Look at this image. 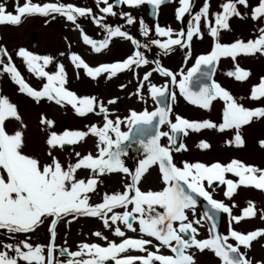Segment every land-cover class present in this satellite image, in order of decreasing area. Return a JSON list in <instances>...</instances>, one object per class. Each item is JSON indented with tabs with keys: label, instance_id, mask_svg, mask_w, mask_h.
Returning a JSON list of instances; mask_svg holds the SVG:
<instances>
[{
	"label": "snow or ice",
	"instance_id": "snow-or-ice-1",
	"mask_svg": "<svg viewBox=\"0 0 264 264\" xmlns=\"http://www.w3.org/2000/svg\"><path fill=\"white\" fill-rule=\"evenodd\" d=\"M165 2L95 0L100 15L90 7L58 0L43 3L33 0L20 3L15 0L11 11L6 3H0V25L18 26L23 18L32 15L45 17V23H48L59 15L79 30L83 44L89 46L92 53L108 50L113 38L129 41L133 50L126 58L97 66H90L80 54L70 50V45L69 51L61 52L59 56L70 61L77 78L81 69L92 79L101 74L111 79L125 70L137 74L136 69L154 64L150 71H144L142 78L138 77L134 94L137 100L147 104L143 91L147 83V97L156 103L151 111L144 108L141 111L129 110V114L123 118L113 116L109 105L116 104L118 98L113 97L105 102L96 96L78 95L67 87L65 65L56 57L19 47L15 50V56L21 59L29 73L42 80V87L37 90L24 80L13 62L12 54L0 44V73L7 74L20 93L37 103L45 99L59 107L70 106L82 118L88 114L101 118L100 123L87 124L84 130L64 129L58 133L52 130L55 121L42 114L39 123L46 131V147L43 156L31 154L25 151L26 125L17 106L7 96L0 95V236L7 237V242L0 239V264H196V253L203 254L205 251L211 252L219 264H264V260L253 261L246 251L251 249L253 242L264 240V228L244 232L232 226L233 223L257 216L254 202L248 200L240 214L234 215V203L230 206L213 197V192L220 187L223 196L228 199L237 194L241 186L264 192V168L236 158L208 163L182 160L178 164L173 156L174 152L187 151L186 144L178 142V136H188L190 132L200 133L202 130H215L221 134L232 131L234 134L224 141L225 145L242 148L245 145L242 126L249 125L254 119L264 118V106L245 107L213 78L220 59L231 58L233 69L225 74L244 82L250 76V70L236 63L237 57L264 56V24L256 29L258 34L255 38L220 42L221 31H231L230 19L233 17L243 20L250 14L252 21H264V0H258L254 6H250L249 0H223L219 5L220 10L213 13L209 11V0H202V6L194 14L190 0H178L175 19L180 21L185 14H189L191 20L187 31H174L157 23L154 28L157 38H150L153 29L141 18L139 31L145 37L144 41L135 39L120 25L113 26L105 21L106 16H116V9L121 6L137 8L143 4L151 6L155 17ZM241 6L250 9V13H242ZM119 15L128 25L135 22L136 18L130 12L120 11ZM83 17H90L92 23L103 30V39H93L85 33L78 23V18ZM202 19L212 40L211 49L206 54L198 55L186 73H174L163 67L158 59L150 60L146 56L145 50L150 51L153 46L160 50L158 55H167L173 51V46H179L186 49L184 60L187 61L191 54L190 42L194 37L202 39ZM49 65L54 67L53 71L47 70ZM153 72L166 78L163 85L152 83L150 77ZM194 77L198 81L195 89L191 86ZM168 79L179 88L180 96L200 109L210 110L214 101H222L219 122L210 119L189 120L179 114L173 117L171 104L160 106L168 94ZM201 80L204 82H199ZM125 87V84L119 85L120 89ZM261 98H264V76L251 86L248 96L254 101ZM171 100H176L174 93ZM9 119L19 122L20 127L9 132L6 129ZM122 126L127 130L122 131ZM90 136L94 138L95 154L92 151L83 154L76 151V159L67 163L54 154L64 145L85 143ZM164 138L166 142H162ZM125 141H134L143 151V158L139 159L134 171H130L122 159L126 155ZM258 143L264 149V139ZM195 146L201 151L211 149V144L205 139H200ZM153 166L158 168L161 186L156 190L143 189L140 186L142 178ZM81 171L87 175L80 176ZM113 173H123L128 177L122 182L123 191L99 194L98 187L103 183L100 178ZM96 195H100L99 202L93 203L92 197ZM197 198H203L211 209H205L198 219L195 212ZM221 212L228 217L226 234L218 231L215 222L216 214ZM80 217L98 219L104 229L119 238V242L109 239L102 231H94L91 235L105 241L104 245L81 242L74 251L66 247L57 248L54 243L57 226L61 222L67 225ZM260 218L264 220V214ZM46 221L49 242L46 245L33 243L32 234ZM202 222L209 224L208 234L205 238H198L200 228L204 227ZM127 232L135 235L129 236ZM161 249L168 251L165 254ZM57 255L65 258L58 259Z\"/></svg>",
	"mask_w": 264,
	"mask_h": 264
},
{
	"label": "rangeland",
	"instance_id": "rangeland-1",
	"mask_svg": "<svg viewBox=\"0 0 264 264\" xmlns=\"http://www.w3.org/2000/svg\"><path fill=\"white\" fill-rule=\"evenodd\" d=\"M38 2H57V0H35ZM13 0H1L0 3H6L8 5V10H13ZM19 2H24V0H19ZM61 3H72V1L67 0H58ZM76 3H82L83 0H74ZM241 10H245L242 8ZM240 10V11H241ZM161 18L157 21V23L161 27H166V24L171 20L172 16L166 13L164 15H160ZM84 18H78V23L80 25L84 24V26L88 27L89 29H101L94 23H92L91 19L83 20ZM119 16H106L105 21L107 23H112L115 21L120 20ZM237 19L236 22H238ZM160 22V23H159ZM240 22V21H239ZM43 24V27L40 24ZM242 23V22H240ZM70 27H74L70 22H67L65 19L56 15L55 19H50L48 23H45V18L42 19H31L27 21H23L21 25L18 26H7L3 25L0 26V44H3L7 47L10 54H12V59L18 70L20 71L24 80L33 88L36 89L35 84H38L40 79H37L34 75L29 73L22 63L20 58L15 56V50L19 47H24L27 50H30L37 54H48L56 57L59 62L65 65L67 74H68V83L67 87L70 90L75 91L78 95H91L96 96L99 99H106L104 100L107 102L108 99L116 97V95L120 96L121 102L120 106L116 103L114 105H109L110 111L113 113V116L119 115L121 118L127 116L129 114V110L136 109L135 107V98L133 94L129 91H122L121 94H118V91H114V84L110 81H101L102 77L105 74H101V76L97 77L96 79H92L87 77L81 71H79V77L76 76V70L70 65V61L66 59V57L59 56V53L69 51V45L71 46L70 50L76 52V50L80 47L78 42H76V38L79 37V30L74 29V32L71 30ZM242 27L246 28V24L242 23ZM32 31L37 32V37L35 39L36 46L32 48V43L29 41V36ZM85 31V30H84ZM85 33L92 34L90 31L86 30ZM74 34V39H73ZM151 34H155L151 32ZM207 31L203 32L202 40L206 38ZM135 39L143 41V39H139L138 36H134ZM151 38H155L151 36ZM194 41V39H193ZM131 50L127 46L120 47L119 45H115L113 48H110L106 54L110 55L111 57L114 55L118 57L120 55H126L130 53ZM193 52V49L190 50ZM157 50H152L146 53V56L152 59H158L161 64L166 61V57L161 55ZM99 55V54H98ZM107 55L104 60L107 59ZM184 55H179L178 53L171 56V66H177L180 61H182ZM93 62V61H91ZM253 69L256 73H264V57H261L257 61V63L253 66ZM49 71H53L54 67L52 65L48 66ZM220 79H224L221 76ZM101 79V80H100ZM118 82V80H117ZM0 95L7 96L11 103L17 106V110L22 117L23 123L26 125L24 129L26 147L25 151L31 154H36L43 156L45 150L44 140L46 137V131L43 130V126L40 125L39 120L40 116L43 114L48 118H51L55 121V126L52 130L56 132H62L64 129L69 130H84L85 125L90 123H99L100 117L94 114H88L87 117H79L77 116L73 109L68 106V108H62L57 106V108L52 107L51 105L44 104L42 101L39 103L35 102L31 98H26L25 94H22L18 91V86L11 81L7 74L0 73ZM176 100L180 101L179 98ZM142 108V107H137ZM125 109V110H124ZM202 119H210L213 121L212 118H208L205 115H198L195 120H202ZM20 127L19 122L15 121L14 119H9L6 121V129L9 132H12ZM260 131V130H259ZM214 130H202L200 133H191L189 143L187 144V151L185 154L178 158V162L182 160L193 161L194 155L201 156L202 161H210L212 158H224L226 160L232 159L233 157L236 159H240L243 162L249 160L250 156L247 154L244 155H237L233 156L229 154L228 147L223 143L225 140L217 139L214 134ZM92 140H91V139ZM206 139L211 144V149L206 151H201L196 148V144L200 139ZM91 143V144H90ZM90 144V145H89ZM89 145V146H88ZM74 148V149H72ZM70 151H62L61 148L55 150V153L60 160L65 158L66 163L69 161H74L76 159L75 152L79 151L81 154L92 151L95 154L94 149V138L88 137L87 142L85 143H78L75 144ZM225 150L227 152H222ZM80 176H86L87 173L81 171L79 173ZM103 183H101L98 187V193L102 194L105 191L112 192V191H123V181L124 176L121 173H115L113 175H105L101 177ZM100 195H96L92 197V202H99ZM246 201H239L235 203V208L237 211H240L243 207L246 206ZM47 222V221H46ZM39 227L35 233L31 236V241L33 243H40L42 245H46L49 242V234L47 232V223ZM123 227V226H121ZM57 235L55 238V245L57 248L66 247L70 251H74L77 249V245L81 242H100L95 236H92L91 233L94 231H102L109 239L119 240V238L114 237L112 233L108 229H104L102 227L101 222L98 219L95 221H90L88 219H77L75 221H71L69 224H65L61 222L57 226ZM200 235L203 236L207 234L208 231L205 227L200 228ZM105 241H102L101 244H105ZM207 253H199L197 252L195 255L196 264H215L209 256H206ZM247 256L254 260H259L260 258H264V247H259L256 249H252L247 253ZM58 259H64L65 257L57 255Z\"/></svg>",
	"mask_w": 264,
	"mask_h": 264
},
{
	"label": "flooded vegetation",
	"instance_id": "flooded-vegetation-1",
	"mask_svg": "<svg viewBox=\"0 0 264 264\" xmlns=\"http://www.w3.org/2000/svg\"><path fill=\"white\" fill-rule=\"evenodd\" d=\"M238 102L243 104L245 107H248L246 105L247 102L245 99H242V98L238 99ZM254 122L258 123L259 120L254 121ZM242 132H243L242 135H243V139L245 141V145L242 148L230 147V146L226 145L229 149V154H231L233 156L247 154L250 156V158L246 162H253L255 160L256 161L259 160L262 163H264V149H262L258 143L259 139L264 136V127L261 128L260 126H254V124H253L250 127H242ZM224 152H227V151L224 150ZM218 159L221 162H227L228 161L224 158H222V159L216 158V160H218Z\"/></svg>",
	"mask_w": 264,
	"mask_h": 264
},
{
	"label": "bare ground",
	"instance_id": "bare-ground-1",
	"mask_svg": "<svg viewBox=\"0 0 264 264\" xmlns=\"http://www.w3.org/2000/svg\"><path fill=\"white\" fill-rule=\"evenodd\" d=\"M247 200H251V198L249 197V198H247Z\"/></svg>",
	"mask_w": 264,
	"mask_h": 264
}]
</instances>
